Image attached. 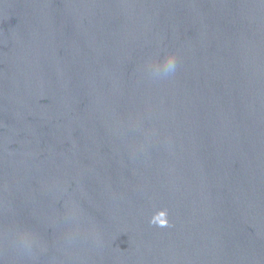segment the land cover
<instances>
[{"label":"water","instance_id":"1","mask_svg":"<svg viewBox=\"0 0 264 264\" xmlns=\"http://www.w3.org/2000/svg\"><path fill=\"white\" fill-rule=\"evenodd\" d=\"M0 264H264V0H0Z\"/></svg>","mask_w":264,"mask_h":264},{"label":"clouds","instance_id":"2","mask_svg":"<svg viewBox=\"0 0 264 264\" xmlns=\"http://www.w3.org/2000/svg\"><path fill=\"white\" fill-rule=\"evenodd\" d=\"M177 59L174 55H168L158 63L148 65L149 71L155 76H169L175 73Z\"/></svg>","mask_w":264,"mask_h":264}]
</instances>
